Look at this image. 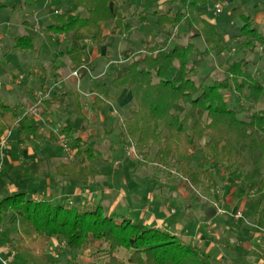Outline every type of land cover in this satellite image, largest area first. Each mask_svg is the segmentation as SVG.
I'll list each match as a JSON object with an SVG mask.
<instances>
[{
	"label": "trees",
	"instance_id": "16d2710c",
	"mask_svg": "<svg viewBox=\"0 0 264 264\" xmlns=\"http://www.w3.org/2000/svg\"><path fill=\"white\" fill-rule=\"evenodd\" d=\"M68 1L71 10L51 11L50 22L44 29L70 39V67L83 77L86 68H91L84 41L101 44L108 33H124L132 24H123L119 0ZM167 1L177 5V9L155 11L157 36L145 42L140 53L113 74L108 83L102 81L97 85L95 104L103 106L113 101V90L126 89L125 102L130 106L128 116L120 124L121 134L126 141L136 142L139 154L147 156L149 149L156 147L158 161L174 159L191 182H198L199 167L200 174L212 178L205 165L216 168L221 163L248 160L249 169L243 178L253 184L264 173V110L246 113L241 118L244 111L236 104L241 99L237 91L254 102H259L264 94V83L251 71L256 61L243 56L228 63L223 79L212 76L210 71L199 76L209 58L220 57L232 49L237 36H228L207 18L211 12L209 4L218 0ZM227 1L229 16L242 22L237 26L238 36L243 39L242 50L255 54L257 48H264V32L255 25V16L246 11L244 0ZM4 6L0 1V8ZM80 8L86 10V16L77 14ZM253 9L264 16V0L256 2ZM183 23L189 34L182 41L173 42V30ZM196 38L203 40V49L193 41ZM33 43L30 35L17 38L22 51L32 49ZM66 96L67 93L56 90L40 103L51 107L59 102L61 109H65ZM75 97L74 111L82 113L78 92ZM13 130L16 142L25 143L39 135L40 127L14 106L0 102V143ZM84 131H88L86 125L76 131L70 127L60 130V135L71 138L77 155L75 162L60 161L56 166L58 176L81 188L99 175L94 161L100 152L91 135L86 140L80 137ZM52 138L59 141L55 134ZM197 150L202 154L200 162L195 156ZM4 221L7 225L19 224L16 248L21 264H56L46 252L53 240L71 252H89L90 261L85 264H215L202 248L166 230L105 214L101 205H72L16 192L0 197V226ZM121 250L126 251V259L120 256Z\"/></svg>",
	"mask_w": 264,
	"mask_h": 264
},
{
	"label": "rangeland",
	"instance_id": "374dc122",
	"mask_svg": "<svg viewBox=\"0 0 264 264\" xmlns=\"http://www.w3.org/2000/svg\"><path fill=\"white\" fill-rule=\"evenodd\" d=\"M1 1L6 4V6L0 9V34L2 36L4 35L3 40L0 41V83H2L0 86V99L4 103L15 106L22 100L23 90H26L22 88L23 85H27L30 94L39 87L38 77L30 72L31 69L34 67L38 68L40 66H45L48 67L47 71H52L54 73L55 71H53L51 64L55 63L57 65H63V61L68 62L69 59L66 54H64L63 59H60L58 56H56L57 51L66 50V42L57 47L54 44L55 42H52L50 39L49 31L44 29V25L49 24L50 21L45 19V16L51 13V11H70L71 7H68L69 4L66 0ZM165 1L166 0H119L117 2V5L121 11V15L124 16V19H122L123 24L131 23L132 28H128L127 31L124 30V33H108L107 39L101 44L93 42L92 40L88 43L84 41V43L87 45V56L93 61L95 66V72L93 76L95 81L101 80L100 78H97V74H99L102 70V78L103 80H107L106 77L108 72L109 74H115L126 67L145 47L147 44L145 42L153 40L157 36L158 26L154 18L155 11L168 10L169 8H174V10L177 9V5L172 6L171 2ZM258 1L260 0H244V3L246 11L255 16V25H257L261 31L264 32V16L255 13V10L253 9L254 4ZM214 4L215 3L209 4L208 7L211 9V12L208 14L207 18L210 21L218 24L220 29L228 36H237V40L236 42L233 41L232 49H230L224 55L220 57L213 56L209 58V60L204 64L203 68L200 69L199 76L206 75L210 71L209 73L212 76L223 79L224 70L228 63L237 61L243 56H247V58L251 59L253 62L254 60L256 61L251 69L252 74L255 77L261 79L264 83V57H261L262 53L264 52V48H257V52L255 54L249 52L246 54L245 50H242L240 46L243 39L238 36L237 30V26L242 24L241 20H233L229 16L230 6L228 1L223 12L218 14L214 13L213 11ZM77 14L80 16H86L87 12L85 9L80 8L77 11ZM27 19L33 20L35 23L37 19H41L42 23L38 25L39 27H37L35 32L32 29L28 30V33H31L30 36L33 38V45L35 46L32 49L22 51L17 45L15 46L17 42L15 43L14 37L23 34L21 31L23 30L22 24L23 21ZM188 34L187 26L183 23L178 26V28L173 30L172 40L173 42L175 40L182 41L181 38L186 37ZM56 35L58 36L59 34H55L54 36L57 37ZM64 37L65 39L68 38L65 35ZM193 41L201 49L205 47L202 39L196 38ZM105 49L108 51V55L115 60L114 62L108 63L106 66L105 64L107 62L105 61L107 58L104 56ZM126 58L127 60H124ZM93 63L90 65V70L87 71L89 74H91L93 71ZM213 67L216 69L212 71L211 69ZM62 71L63 73H66V70L63 69ZM214 77L211 78L213 79ZM18 80L23 84L19 85L14 83ZM87 80L85 79L84 82ZM10 83L12 84L11 89L7 88L6 86V84ZM231 83L235 84L233 81H231ZM41 89L37 90V100L39 99L37 94ZM68 89L70 92L73 91L72 88ZM124 90L126 89H121L118 91L113 90V101H107L103 107L100 106V108H103V112L108 115L106 116V122H94L95 126L93 128L97 132L95 138L93 137L95 139L94 143L97 144V142H100L101 147L99 148H101L102 153L101 156L96 157L94 161L96 166L99 168V175L92 180L99 179V177L101 178L102 176V178H104L105 174L103 173L107 172L106 177L115 176V179L114 181L104 180V185L107 184L114 186L112 188L115 192L114 195L118 194L122 189L126 192L129 189H136L133 190L134 193L136 191L140 192V189H145L149 194L152 188V192L156 197L155 202H161L167 199L169 196L168 190L163 189V193H161L162 189H160L158 185H155L154 183H145L144 179L137 176H131L130 182L125 184L122 176L123 171H120L123 169L114 171L112 169H117L121 162L124 164L128 162L127 164L131 163L128 172L140 175H153L156 173L157 176H161L168 183H172L174 185L179 184L183 187H185L183 182H187L188 185L185 188L188 189L189 193L192 194L194 198H191L190 201H185L183 203H190L194 208L191 211L185 212L183 204L178 203V213L174 216V218L180 219L181 223L187 225L188 228L190 227L188 224L192 221L193 233H195V227L197 223H200L202 226V235H207L209 239L212 238L215 241H220L221 244H224V247L218 246V244H216L215 247H213L209 252L211 257H213V262L215 264H260V259L264 260V173H262L259 178H256L253 184L246 183L244 181L243 175L249 169L248 160H242V162L235 160L233 163L218 164L216 168H209L208 165H205L204 167L209 169L212 178L200 174L202 168H198V166L195 165V167L200 170L198 175L199 180L198 182H191L186 180V177L183 176L179 165L174 159H170L165 162L158 161L156 147L150 148L147 156H143L138 152V156L136 158L126 157V148L129 144H136V142L133 140L126 141L121 135L120 124L122 120L129 114L130 106V103L125 102L128 98V95H125V97L121 98L122 92ZM237 92V95L240 96L241 99L236 105H239V107L244 111V113H240L239 117L245 118L246 113L248 114L253 113L254 111L264 110V94L262 95L259 102H254L248 99L245 95H241L239 91ZM231 98L232 102L235 104L234 97ZM67 101H72V96L68 97ZM59 119L60 117H58L57 121ZM75 119L79 120V118L74 116V114L66 112V114L62 115L60 120L62 121V124L57 123L54 127L58 126V128H60L65 124L73 126L77 123H73ZM107 119L110 121H107ZM108 128H112L113 132L109 134L105 133ZM114 132L115 134H118V138L114 139V141L111 143L110 137L112 134H114ZM15 137L16 130H13L11 131L9 143L7 144L6 148L10 147L11 142L14 141ZM70 142H72V140L69 138L67 143L73 150ZM105 142L106 144H111L113 148L115 145H117L118 153H116V151L109 152V149H105V147H103ZM6 148H4L3 153L6 151ZM55 149L58 151V153L61 152L59 148ZM50 152L54 153V151ZM64 152L65 155L63 158H67L66 161L70 162L73 160L74 150L71 153L65 150ZM109 154H111L112 159L110 161H106L105 157H107V155L109 156ZM123 156L125 158H123ZM195 156L199 162L202 160V154L200 150L195 152ZM70 157L73 158L70 159ZM31 160V162L34 164L33 159ZM1 162L0 197L20 191L14 190V188H25L24 184L21 185L20 183L14 182V180H17V178L20 176V173L23 172L25 168L24 164L15 165V167L9 169L8 166L5 165L4 158ZM55 164L56 161L53 160L51 163L50 159L48 164L42 165L43 168L41 166L40 167L46 170V172L48 171L49 173L54 174ZM36 166H39V164H36ZM4 176H6L7 183H2L3 181H1V179L3 180ZM55 176L58 177L57 175ZM128 178L129 175H127V179ZM8 185L11 188L7 187ZM150 185H152V187ZM23 188L21 191L26 192L28 196H33L34 193L32 192V184H29L28 188L26 189ZM226 198L229 200L232 198L231 204L223 202V200H227ZM67 201H69L68 198H62L55 202L68 203ZM203 203H207L209 205L212 204L216 209L217 207H220L222 210H224V212L218 213L223 214L225 217H227V219H229L227 222H225V224H220L221 221L215 218L213 221L214 226L211 228L212 236H210V232L207 230L208 226L205 221L206 219L202 214ZM243 205L250 209L249 213L246 211L243 212ZM231 207H235V211L230 210L232 209ZM107 211L108 210L104 207L105 214L108 213ZM121 211L122 209L118 210V214L116 216L118 219L123 218L122 216H119L122 215ZM238 212H243L242 218H236L234 216V214ZM172 217L173 216H171V218ZM238 220H240L239 223ZM5 221L4 224L0 226V231L4 232L2 233V236L0 233V249L7 247L10 251H12V253H15L13 257H10L8 264H13L14 262V264H21V262H19L17 259L18 252L16 248L18 243L17 229L19 224L14 223L13 225H7ZM241 223L245 225L248 230L256 232L257 236L253 237L250 234H242V230H240ZM221 226L223 228H220ZM237 228L239 231H237ZM5 251L6 250H4V252ZM4 252L0 253V264H3L2 259L9 258V255L6 254L7 252ZM46 252L50 254L53 260H55L56 264H85L90 261L89 252H71L67 250L64 245L56 242L55 240L50 243ZM221 255L223 257L222 260L219 261L218 258ZM120 256L126 259V251L121 250ZM95 259L96 261L101 262L100 258H94L93 260Z\"/></svg>",
	"mask_w": 264,
	"mask_h": 264
},
{
	"label": "crops",
	"instance_id": "0c3cea01",
	"mask_svg": "<svg viewBox=\"0 0 264 264\" xmlns=\"http://www.w3.org/2000/svg\"><path fill=\"white\" fill-rule=\"evenodd\" d=\"M1 1V0H0ZM69 4L68 7H71L68 0H66ZM6 6V4H4ZM3 8V7H2ZM0 8V9H2ZM37 13V12H36ZM45 19L50 21V13L45 16ZM41 19H37L36 23L33 20L27 19L23 21L22 24V35L15 36L14 41L17 42V38L24 36V35H31V33H28V30H34V32L37 30L38 25H40ZM48 25V24H47ZM46 26V24L44 25ZM33 35V34H32ZM55 35V34H54ZM52 33H50V39L52 42H55L54 44L59 47L61 44L65 43L67 44L65 51H57L56 56L58 58L63 59L64 54H67V51L70 48V39L64 37L65 34L55 37ZM66 36V35H65ZM4 35L2 36L0 34V41L3 40ZM91 40H85L86 43L90 42ZM85 43V44H86ZM18 46V44H15V46ZM69 45V47H68ZM35 46V45H34ZM87 46V45H86ZM108 51L105 49L104 53L107 58L105 62V66L110 63L114 62L115 60L112 59L108 53ZM108 56V57H107ZM69 59V56H68ZM90 60V59H89ZM124 60H127L124 59ZM91 63H93L92 60H90ZM51 67L54 73L51 71H47L48 67L40 66L38 68L31 69V73L38 77L39 80V87L31 92V94L28 91L27 85H23L22 88L26 89L22 92V100L16 104L14 107L22 114L28 116L33 123H36L40 127L39 135L32 138V140L27 141L25 143H17L16 137L14 141L11 142V145L9 148H6V151L3 153V158L5 165L8 166L9 169L12 167H15V165L24 164L25 168L23 172L20 173V176L17 178V180L14 182L20 183L21 185L24 184L25 188L18 187L14 188V190H20L18 192H24L21 191V189L28 188L29 184H32V192L33 198L35 199H51L53 201L60 200L62 198H68L69 201H67V204L72 205H82L87 207H95L98 205H101L102 208L104 207L108 210V214H113L115 217L118 214V210L122 209V216L123 218H130L136 222H140L143 225L147 227H154L159 228L162 230L168 231L170 234L175 235L186 242L191 243L194 246L202 248L204 252H206L208 255L209 252L213 247H215L216 244L218 246L224 247V244H221L220 241H215L212 238H208L207 235H202V226L200 223H197L195 227V233L192 232L193 229V222L189 223V228L187 225H184L181 223L180 219L174 218L175 215H177V204L181 203L184 206L185 212L191 211L194 207L191 206L190 203H183L185 201H190L191 198H194L192 194L189 193L188 189L185 187L179 185V184H172L165 181L161 176H157L156 173L153 175H140V174H134L131 172H128V169H130V164H124L121 162L120 166L117 169L114 170H120L122 172L124 183H129L131 176H137L144 179L145 183L155 184L158 185L160 189H162L161 193H163V189L168 190V198L161 201V202H155L156 197L155 194L152 192V188L150 193L148 194L147 190L140 189L136 191L135 193L133 190L136 189H129L127 192L125 190H120V192L116 195H114V190L112 189L114 186L112 185H104L105 181H114L115 176H107L106 173L104 178L91 180L89 185L85 188H81L78 186L75 182L67 179V178H60L61 176H58L56 173V166L60 163V161H66L67 158H63L65 155L64 149L62 145L57 140L54 141L52 138V135L55 134L58 138L60 136V130H62L64 127H70L73 128L75 131L81 128L82 125H86L88 128V131H84L80 133V137H82L84 140L88 139V137L91 135L92 142L95 141V135H97L96 130L93 128L95 126L94 122L100 121L102 123L106 122V113L103 112V108H100V106H97L95 104V98L97 96V85L101 83L102 81L104 83H108L112 74L107 73V80H103V70L97 74V78H100L101 80L95 81L94 72H95V66L93 63V71L91 74L87 73L83 77L80 75L79 77H76L72 75L73 70L70 67V60L63 61V65H57L55 63L51 64ZM46 68V70L44 69ZM66 70V73H63L62 70ZM104 69V68H103ZM31 74V75H32ZM100 76V77H99ZM45 78V79H43ZM87 80L84 82V80ZM44 80V82H42ZM102 82V83H103ZM16 84L22 85L23 83L19 80L14 82ZM2 83H0V86ZM7 88L11 89L12 84H6ZM47 87L49 89V95L45 98L52 97L54 92L56 90H61L65 93H67L66 96V103L67 105L64 107L65 109H61L59 102L54 103L51 107H46L45 105L39 103V101L36 99V93L37 90ZM68 88H72L73 91L70 92ZM76 92L79 93V99L81 102V112L78 113L74 111L75 107V94ZM125 95H128V91L124 90L122 92V97H125ZM72 96V101H67L68 97ZM1 98V97H0ZM89 101V102H88ZM0 102L1 99H0ZM4 103V102H3ZM8 104V103H6ZM125 105V104H124ZM12 106V105H11ZM103 107V106H102ZM57 110V111H55ZM66 112L74 114L79 120L75 119L73 121L77 122L75 125H63L62 127L58 128L54 127L56 124H62L60 121L62 118V115L66 114ZM70 115V114H69ZM128 116V115H127ZM126 116V117H127ZM58 117L60 119L57 121ZM107 121H110L107 119ZM106 125V124H105ZM113 129L108 128L105 133H112ZM122 135V134H121ZM94 137V138H93ZM70 138V137H69ZM118 138V134H112L110 137L111 143L114 141V139ZM71 140V138H70ZM95 144V143H94ZM96 148L99 150V155L101 156V147L100 142H97L95 144ZM105 149H109V152L116 151L117 152V145L111 146V144H106L103 146ZM55 148H59L61 152L58 153V151ZM50 151H54L50 152ZM50 152V153H48ZM115 153V152H114ZM115 153V154H116ZM77 155L76 151L73 153V157H70V159L73 158L70 162H75V156ZM97 156V157H98ZM33 159L34 164L31 162ZM123 158H125L123 156ZM56 161V164L54 165V174L57 175L56 177L53 173H49L48 171L42 169V165L48 164V161ZM112 159L111 154L107 157H105L106 161H110ZM115 163V162H114ZM36 164H39V166H36ZM96 165V164H95ZM42 168H41V167ZM6 167V166H5ZM40 167V168H39ZM129 167V168H128ZM7 168V167H6ZM113 173V172H112ZM127 175H129V178L127 179ZM1 178V177H0ZM20 178V179H19ZM133 178V177H132ZM2 183H7L6 176L3 177ZM13 184V183H12ZM10 185V184H9ZM7 187H10V186ZM152 187V185H150ZM11 188V187H10ZM13 189V188H12ZM16 193V192H14ZM13 194V193H11ZM10 195V194H9ZM227 200H223L224 203L231 204L232 198L230 200L226 198ZM138 202V204H137ZM201 205V204H200ZM203 210L202 214L204 218L206 219L207 224V230L210 232V236H212V227L214 226V219L220 220V224H225L229 219L225 217L223 214H219L217 212V209L212 204L203 203L202 204ZM235 211V207H231ZM124 211V212H123ZM250 212V209L248 207L243 205V212ZM232 212V211H231ZM171 216H173L171 218ZM171 218V219H170ZM237 221V220H236ZM240 220H238V223ZM241 223L240 230L242 234L251 236H257L256 232H253L251 230H248V228ZM220 228H223L222 226ZM237 231L239 229L237 228ZM197 233V234H196ZM187 234V235H186ZM2 236V234H1ZM188 238V239H187ZM199 241V243H198ZM57 242V241H56ZM1 245V244H0ZM2 248V247H1ZM7 252V253H6ZM4 253L9 255V251L6 250ZM211 256V255H210ZM222 255L218 258L219 261L222 260ZM213 258V257H211ZM213 260V259H212ZM13 263V262H12ZM15 263V262H14ZM13 263V264H14ZM89 263V262H87ZM260 264H264V260L260 259ZM18 264V263H17Z\"/></svg>",
	"mask_w": 264,
	"mask_h": 264
},
{
	"label": "built area",
	"instance_id": "2783aa9c",
	"mask_svg": "<svg viewBox=\"0 0 264 264\" xmlns=\"http://www.w3.org/2000/svg\"><path fill=\"white\" fill-rule=\"evenodd\" d=\"M226 4H227V0L216 1L214 4V7H213L214 13H216V14L222 13ZM54 12L60 13V12H62V10H55ZM86 69H87V71L90 70L89 68H86ZM72 75H74L76 77L80 76V74L77 70L73 71ZM37 95L39 96L38 101L40 103L42 99H45L49 95L48 88L47 87L42 88L38 92ZM10 135H11V132H8L0 143V169H1V164H2L1 161H3V150L7 146V144L9 143ZM68 139H69L68 137L60 135L59 136V143L63 146L65 151H68L71 153L73 150L70 148L69 144L67 143ZM125 156L128 158H136L138 156V149H137L136 144L131 143L128 145V147L126 148V151H125ZM217 212H224V210H222L220 207H217ZM234 216L236 218H242L243 212L235 213ZM4 250L9 251V258L8 259H2V262H3V264H8L10 257H13L15 255V253H12V251H10L7 247L0 249V253L4 252Z\"/></svg>",
	"mask_w": 264,
	"mask_h": 264
}]
</instances>
